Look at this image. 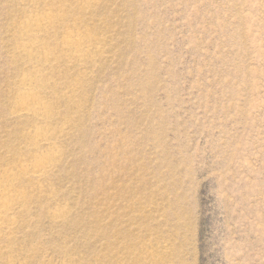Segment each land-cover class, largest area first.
I'll use <instances>...</instances> for the list:
<instances>
[{"label": "rangeland", "instance_id": "1", "mask_svg": "<svg viewBox=\"0 0 264 264\" xmlns=\"http://www.w3.org/2000/svg\"><path fill=\"white\" fill-rule=\"evenodd\" d=\"M35 74L48 122L15 111ZM4 174L0 264H264V0H0Z\"/></svg>", "mask_w": 264, "mask_h": 264}, {"label": "bare ground", "instance_id": "2", "mask_svg": "<svg viewBox=\"0 0 264 264\" xmlns=\"http://www.w3.org/2000/svg\"><path fill=\"white\" fill-rule=\"evenodd\" d=\"M36 12V11H35ZM53 21L52 17L48 13H34L31 21L23 31L26 34L28 41L23 42L22 51L27 55H30L29 60L27 62H33L31 59L37 56L36 48L41 43L37 38L41 34V31H48L46 26L50 25ZM93 38L83 34L81 32H72L66 33L64 36L65 48L69 52L73 53V55H79L81 57H88L92 55V50L90 48L91 41ZM35 59V58H34ZM44 62L50 61V56L48 53L44 54ZM37 74L28 76L26 79L22 80L20 84V92L16 97L17 102V113H26L32 116L35 119H40L44 122H48L49 114H48V105L47 102L43 99V97L39 94L37 89L32 82L37 84ZM38 128L33 131L32 136L37 138V136L42 135L39 139L48 140L49 137H46L44 132L37 131ZM37 141V140H36ZM49 145L52 143L47 142ZM55 145V144H54ZM53 145V146H54ZM49 147V146H48ZM54 152V150H53ZM51 151L45 153L43 157L41 156L39 159L36 158L33 166L30 171L29 168L19 167V169L23 170L25 173L30 172L34 177H43L47 174V172L54 168L55 166V156L56 153ZM14 179L16 176L8 177L5 174L0 177V219L6 221V219L11 220L12 216L9 213L10 209L14 208L20 201L23 199L19 192H16L14 188ZM2 221V222H5ZM12 222V220H11ZM10 222V223H11Z\"/></svg>", "mask_w": 264, "mask_h": 264}]
</instances>
